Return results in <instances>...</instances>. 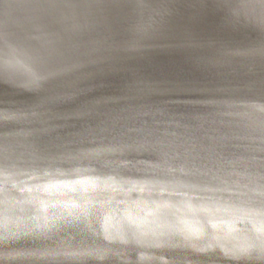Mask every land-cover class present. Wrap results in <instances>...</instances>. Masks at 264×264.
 <instances>
[{
	"label": "water",
	"instance_id": "water-1",
	"mask_svg": "<svg viewBox=\"0 0 264 264\" xmlns=\"http://www.w3.org/2000/svg\"><path fill=\"white\" fill-rule=\"evenodd\" d=\"M0 264H264V0H0Z\"/></svg>",
	"mask_w": 264,
	"mask_h": 264
}]
</instances>
